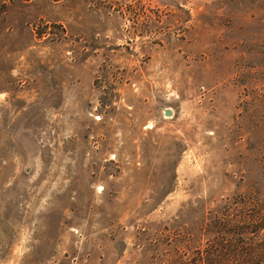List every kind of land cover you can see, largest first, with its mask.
Here are the masks:
<instances>
[{
    "label": "rangeland",
    "instance_id": "1",
    "mask_svg": "<svg viewBox=\"0 0 264 264\" xmlns=\"http://www.w3.org/2000/svg\"><path fill=\"white\" fill-rule=\"evenodd\" d=\"M263 202L264 0H0V264L192 262Z\"/></svg>",
    "mask_w": 264,
    "mask_h": 264
},
{
    "label": "trees",
    "instance_id": "2",
    "mask_svg": "<svg viewBox=\"0 0 264 264\" xmlns=\"http://www.w3.org/2000/svg\"><path fill=\"white\" fill-rule=\"evenodd\" d=\"M223 231L212 250L198 252L192 262L175 264H264V202L254 213L241 211L218 222Z\"/></svg>",
    "mask_w": 264,
    "mask_h": 264
},
{
    "label": "water",
    "instance_id": "3",
    "mask_svg": "<svg viewBox=\"0 0 264 264\" xmlns=\"http://www.w3.org/2000/svg\"><path fill=\"white\" fill-rule=\"evenodd\" d=\"M165 115H166V116H169V115H170V112H169V111H167V112L165 113Z\"/></svg>",
    "mask_w": 264,
    "mask_h": 264
}]
</instances>
